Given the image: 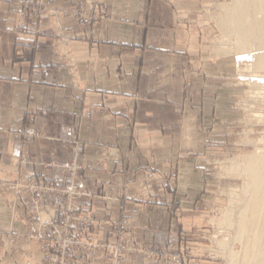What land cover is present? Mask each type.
<instances>
[{
	"label": "crops",
	"instance_id": "obj_1",
	"mask_svg": "<svg viewBox=\"0 0 264 264\" xmlns=\"http://www.w3.org/2000/svg\"><path fill=\"white\" fill-rule=\"evenodd\" d=\"M76 3L0 0V264H52L44 235L54 234L42 225L60 198L38 214L19 185L68 180L76 143L78 161L93 166L78 181L97 192L80 202L96 218L75 225L85 242L109 239L107 221L125 214L133 242L164 248L169 233H188L194 184L209 179L208 137L221 135L224 94L203 26L193 25L196 1L104 0L96 24L76 18ZM70 261L111 264L83 249Z\"/></svg>",
	"mask_w": 264,
	"mask_h": 264
},
{
	"label": "rangeland",
	"instance_id": "obj_2",
	"mask_svg": "<svg viewBox=\"0 0 264 264\" xmlns=\"http://www.w3.org/2000/svg\"><path fill=\"white\" fill-rule=\"evenodd\" d=\"M103 1L90 0L86 3L77 0L76 18L81 21L86 20L90 24L103 20L106 18L105 12L102 11ZM192 1H196L197 6L195 18L192 17L193 25L203 26L202 40L209 50L208 59L220 65L213 77L222 85L219 90L224 94L220 102L224 110L219 111L220 115L216 119L222 129L221 135L208 137L209 145L213 147L209 155L211 159L209 179L194 184L197 191H194L192 203L188 205L191 206L190 209L188 208L191 212L188 213V219H192L193 223H188V233L183 230H179L176 236L169 233L164 248L133 242L135 230L132 225L130 227L125 214L121 216L120 222L107 221L112 229V236L107 240L85 242L83 238H76V224L94 225L96 221L95 217L84 215V207L80 202L97 197L94 189L84 188L78 181L80 171L92 169L93 166H85L78 161L83 151L80 144L76 143L72 151L74 165L69 168L71 175L68 180L57 185L28 179L42 186L64 190L76 188L79 191V196L75 200L71 197L69 200L67 197H59L61 210L58 217L62 216L63 223L68 217L74 223L73 228H65V232L62 233V238L71 243L70 249L63 252V258L67 259L68 264H72L71 257L78 249L93 253L103 252L110 258L111 264H126L128 258L137 256L147 258L154 264H174L175 250L180 257L177 264H248L245 262V256L250 236L245 235L244 239H238L236 223L250 198V193L247 191L249 179L244 173L245 164L248 166L250 160L248 158L252 159L256 152L264 153V69H258L251 63L253 55L255 57L264 55V49H248V53L239 51L236 49L235 32H227L224 29L225 14L228 9L235 7V0ZM228 24L235 29L234 21ZM167 187L170 189L169 181ZM36 200L37 198L34 197L32 205ZM43 203L45 202H42L40 211L33 209L35 213L39 214L43 211ZM73 203L78 207L75 216H73L75 212ZM172 207L174 217L179 205L172 204ZM122 208L123 205L119 209ZM53 209L55 215L56 208ZM50 221L42 226L53 234L50 226L44 227ZM44 237L50 238L49 259L52 264H58L57 258L63 250V241L56 234L53 236L47 234ZM182 237L185 239L183 242H188V249L187 252L184 249L181 253L179 248L176 249L175 242Z\"/></svg>",
	"mask_w": 264,
	"mask_h": 264
},
{
	"label": "bare ground",
	"instance_id": "obj_3",
	"mask_svg": "<svg viewBox=\"0 0 264 264\" xmlns=\"http://www.w3.org/2000/svg\"><path fill=\"white\" fill-rule=\"evenodd\" d=\"M235 1V7L228 9L225 14L224 29L227 32H235L237 50L246 53L248 49L263 50L264 0ZM232 21L235 23V29L228 24ZM251 63L258 69H264V55L257 57L253 55ZM248 159L250 160L248 166L245 164L244 173L249 179L247 191L250 198L236 223V236L238 239L245 235L250 236L245 262L264 264V153L256 152L252 159Z\"/></svg>",
	"mask_w": 264,
	"mask_h": 264
},
{
	"label": "built area",
	"instance_id": "obj_4",
	"mask_svg": "<svg viewBox=\"0 0 264 264\" xmlns=\"http://www.w3.org/2000/svg\"><path fill=\"white\" fill-rule=\"evenodd\" d=\"M21 187H27L28 191L30 190V192L35 196V198H37V200L33 203V209L34 210L39 209V211L42 208V202H46L49 196L54 195L60 198L67 197L68 200L69 197L75 200L79 196L78 194L79 191L76 188H72L71 190L52 188L48 186H42L40 184L39 185L35 184L34 180H28L27 182L26 181L22 182ZM56 207H57L55 209L56 214L53 216L52 220L48 224H45L44 227L50 226L53 229V234L58 235L59 239L63 241V250L61 251L60 257L57 258L58 264H68L67 259L63 258V252L66 249H70L71 243L68 240L62 238V233L65 232V228L67 229H70L71 227L73 228L74 223L69 220V217L66 220H64L65 223H63V220H61L62 216L60 215L58 217L61 210L59 208V204ZM73 209L75 211L73 216H75L78 207H76L74 203H73ZM70 213H73V211H70Z\"/></svg>",
	"mask_w": 264,
	"mask_h": 264
}]
</instances>
